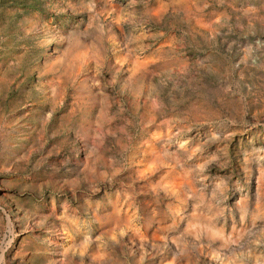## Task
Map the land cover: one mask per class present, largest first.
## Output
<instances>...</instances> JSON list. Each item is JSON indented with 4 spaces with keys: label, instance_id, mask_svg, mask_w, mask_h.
Segmentation results:
<instances>
[{
    "label": "rangeland",
    "instance_id": "374dc122",
    "mask_svg": "<svg viewBox=\"0 0 264 264\" xmlns=\"http://www.w3.org/2000/svg\"><path fill=\"white\" fill-rule=\"evenodd\" d=\"M0 264H264V0H0Z\"/></svg>",
    "mask_w": 264,
    "mask_h": 264
}]
</instances>
